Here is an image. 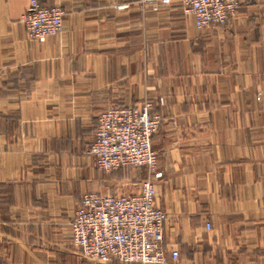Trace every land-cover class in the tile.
<instances>
[{
  "label": "crops",
  "instance_id": "0c3cea01",
  "mask_svg": "<svg viewBox=\"0 0 264 264\" xmlns=\"http://www.w3.org/2000/svg\"><path fill=\"white\" fill-rule=\"evenodd\" d=\"M29 1L0 0L6 264H120L84 259L70 221L85 192L139 191L144 167L106 172L88 149L101 110L146 98L164 245L179 253L161 264H264V0L201 30L176 1L37 0L63 10L44 41L21 20Z\"/></svg>",
  "mask_w": 264,
  "mask_h": 264
},
{
  "label": "built area",
  "instance_id": "2783aa9c",
  "mask_svg": "<svg viewBox=\"0 0 264 264\" xmlns=\"http://www.w3.org/2000/svg\"><path fill=\"white\" fill-rule=\"evenodd\" d=\"M142 7L157 10L176 1L193 17L201 30L225 25L244 0H138ZM63 10L30 0L22 15L30 39L44 41L62 29ZM161 102V99H160ZM153 101L132 105H110L97 115L94 139L88 149L98 169L106 172L123 167H144L147 175L135 194L85 192L70 221L72 242L84 259L120 264L165 263L177 259L176 249L164 245L165 212L156 205L155 180L162 176L152 136L160 116L152 113ZM210 229V223L205 224ZM0 264L6 261L0 256Z\"/></svg>",
  "mask_w": 264,
  "mask_h": 264
}]
</instances>
